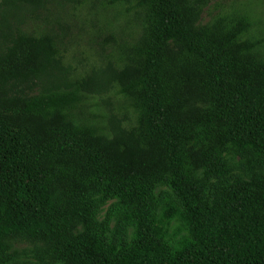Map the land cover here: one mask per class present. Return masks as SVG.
<instances>
[{
    "label": "trees",
    "instance_id": "16d2710c",
    "mask_svg": "<svg viewBox=\"0 0 264 264\" xmlns=\"http://www.w3.org/2000/svg\"><path fill=\"white\" fill-rule=\"evenodd\" d=\"M215 1L99 0L108 50L79 69L62 16L89 0H0L4 261L23 243L63 264H264V180L204 201L233 160L264 164V33L246 8L199 24ZM105 95L114 113L88 111ZM162 184L179 203L157 210ZM101 195L121 206L108 238Z\"/></svg>",
    "mask_w": 264,
    "mask_h": 264
},
{
    "label": "rangeland",
    "instance_id": "374dc122",
    "mask_svg": "<svg viewBox=\"0 0 264 264\" xmlns=\"http://www.w3.org/2000/svg\"><path fill=\"white\" fill-rule=\"evenodd\" d=\"M84 11L80 8L75 10L67 9L62 16V21L67 28L63 29L65 35L66 51L74 66L81 69L87 67L92 59L104 56L107 46L103 44V39L107 36L106 25H102L105 14L99 6V0H89ZM246 8L251 11L254 19L255 29L262 30L264 33V0H216L211 3L201 14L199 24H205L210 18L218 12L229 10L230 8ZM87 16L92 19L93 24L87 20ZM102 16V17H101ZM95 18L98 20L96 21ZM117 20V19H116ZM113 28L119 31L122 22L117 20L113 23ZM120 36H125L119 32ZM110 45V43H108ZM117 98L113 95L93 97L87 100L88 111L95 114L109 115L115 112L117 107ZM237 159L231 162L232 167L229 173L221 178L209 177L205 179V196L204 201L209 203L216 194L220 186L231 184L235 181L242 180L247 182H261L264 180V164L255 167L252 171L242 169L236 164ZM157 210L164 205L166 201L179 203V197L166 185H159L155 191ZM100 196V195H99ZM98 196V197H99ZM97 197V198H98ZM95 216L96 232L105 237L110 236V232L115 222V216L121 210L119 201L114 197H103ZM173 224L172 228L175 227ZM185 232H181L184 235ZM9 260L4 261L0 255V264H63L51 261L44 257L39 250L26 244H15L13 248L6 252ZM2 259V260H1Z\"/></svg>",
    "mask_w": 264,
    "mask_h": 264
}]
</instances>
